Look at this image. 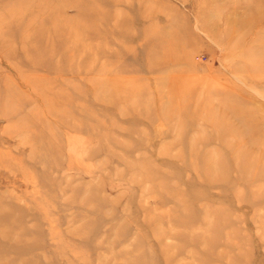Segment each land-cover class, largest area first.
I'll list each match as a JSON object with an SVG mask.
<instances>
[{"label":"rangeland","instance_id":"1","mask_svg":"<svg viewBox=\"0 0 264 264\" xmlns=\"http://www.w3.org/2000/svg\"><path fill=\"white\" fill-rule=\"evenodd\" d=\"M11 2L0 0L1 16ZM19 9L4 20L22 24ZM110 9L114 34L100 46L104 30L83 23L89 48L77 59L96 52L104 72L65 57L51 64L64 76L40 65L39 80L11 87L16 71L0 54V264H264V61L254 56L264 6L260 19L251 0ZM2 32L20 58L22 29ZM77 40L53 43L80 54ZM160 40L152 69L146 53ZM97 81L111 89L93 92Z\"/></svg>","mask_w":264,"mask_h":264},{"label":"bare ground","instance_id":"2","mask_svg":"<svg viewBox=\"0 0 264 264\" xmlns=\"http://www.w3.org/2000/svg\"><path fill=\"white\" fill-rule=\"evenodd\" d=\"M27 0H13L11 4L4 9L3 16H8L11 14L18 13L17 16L19 21L17 24L18 26H15L13 22H7L5 21V17L0 15V54L3 56L4 60L9 62L11 64V67H13L16 71L15 76H11L8 79V83H13V77L20 79L25 85L31 86L33 83H35L36 80H39L38 78V72L39 70H45L48 65L49 71H52L56 75L64 76V73L67 71L65 70L64 64L60 63L58 65H51L53 60L55 59H64L65 57L69 58V61L72 65V67L76 68V65H87L88 71H92L91 73H100L104 72V69L102 68L104 65L101 63H98L97 61L93 60V57L96 52H90L89 55L86 54V58L77 61L78 57H80L82 54L86 53L84 51L87 45L83 43L84 36L81 34L83 23H92L94 27H99L104 30V38L98 39L100 42V46H103L105 44V41L107 42V38L112 36V29L109 26H106L105 23L112 21L113 14L110 9V3L114 0H99L100 3L104 4L105 6H108L105 10L100 8V10H95L94 4L95 1L98 0H38L39 4H43L45 6H51L46 11L41 9V5H38L37 11L30 12L32 14V18L35 20L39 19L38 17H42V21L38 22L36 25L25 23V18H29L30 14H27V10L25 7H23V3H25ZM117 2L121 0H115ZM252 1V8L254 11H256V16L258 19H260V7L264 6V0H251ZM52 3V4H51ZM47 4V5H46ZM20 6V7H19ZM100 7V5H98ZM77 9L75 10L77 12V15L75 17H67L66 12L70 9ZM221 12V10L219 11ZM237 14V13H236ZM216 16H220V14ZM213 17V16H212ZM74 19V20H71ZM213 19V18H212ZM72 21L71 24H69V21ZM77 20L78 22H81L80 25H75V28L72 30H69V27ZM17 22V20H16ZM250 22V21H246ZM76 24V22H75ZM227 24L229 25L227 30L232 32H239V28L237 26H232V21L229 19L227 21ZM244 24V23H242ZM247 24V23H246ZM54 25V29L60 30V32H54L49 26ZM80 26V27H79ZM103 26V27H102ZM18 27L22 29V56L20 58L18 52L15 51V49L12 48L11 44H8L7 41L11 42V39L8 38L7 35H4L2 32V29L7 28L8 32L12 29H15ZM125 28V27H124ZM242 28V27H241ZM246 30H243V34L245 35ZM240 33V32H239ZM114 34V33H113ZM242 34V36H243ZM3 35V36H2ZM7 37V38H6ZM81 39L79 48H80V54H68L64 52L61 48H58L57 45H54L53 42L62 43V44H76L79 43L77 38ZM260 39L259 41V47L261 49V52L259 51L257 55L254 54V56L258 57L260 61H264V29L260 32L259 35ZM67 38L69 41H64ZM76 38V40H74ZM174 40V43L177 42L176 37H173L172 41ZM43 43H42V42ZM40 42L42 45H40ZM73 42V43H72ZM32 44H37L39 46L38 49H35V47L32 46ZM162 40H160L157 48L155 43V51L147 52L146 57L147 61L150 63V67L154 69L155 67H161V59H162V48L163 46ZM97 45V44H96ZM169 47V46H168ZM167 47V48H168ZM98 50V49H97ZM105 51V50H104ZM21 52V51H19ZM109 55V53H106ZM96 57L98 55H95ZM97 64V65H96ZM40 65H45L46 68L41 67ZM106 66V65H105ZM104 66V67H105ZM28 69V70H27ZM31 72L30 75L26 74V71ZM37 74V75H35ZM45 78H48L45 76ZM43 81V80H42ZM44 82V81H43ZM98 85L93 87L92 91H96V93H100L103 88L108 87L110 88V85L104 82L97 81ZM100 84V85H99ZM14 84L11 85V87ZM111 89V88H110ZM118 91V90H117ZM112 92V90H111ZM112 93H109L111 95ZM117 97L120 96H126L125 92L118 91L116 93ZM38 97H44L42 94H37ZM197 110V109H196ZM198 111V110H197ZM238 113V112H237Z\"/></svg>","mask_w":264,"mask_h":264}]
</instances>
